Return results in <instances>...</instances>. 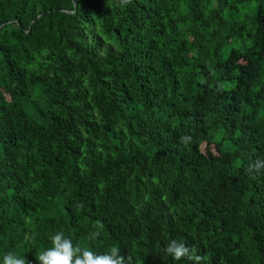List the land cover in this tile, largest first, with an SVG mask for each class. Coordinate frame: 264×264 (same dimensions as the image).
<instances>
[{
  "label": "trees",
  "instance_id": "trees-1",
  "mask_svg": "<svg viewBox=\"0 0 264 264\" xmlns=\"http://www.w3.org/2000/svg\"><path fill=\"white\" fill-rule=\"evenodd\" d=\"M0 264H264V0H0Z\"/></svg>",
  "mask_w": 264,
  "mask_h": 264
},
{
  "label": "rangeland",
  "instance_id": "rangeland-1",
  "mask_svg": "<svg viewBox=\"0 0 264 264\" xmlns=\"http://www.w3.org/2000/svg\"><path fill=\"white\" fill-rule=\"evenodd\" d=\"M203 146H204V145H203ZM203 146H202V147H203ZM211 147H212V146H211ZM212 148H213V147H212Z\"/></svg>",
  "mask_w": 264,
  "mask_h": 264
}]
</instances>
